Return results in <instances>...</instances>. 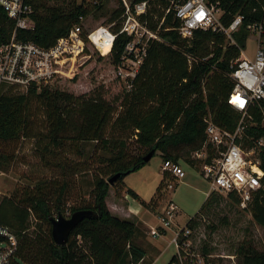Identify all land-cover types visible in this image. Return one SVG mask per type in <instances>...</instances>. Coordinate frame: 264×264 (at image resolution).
<instances>
[{
	"label": "trees",
	"instance_id": "obj_1",
	"mask_svg": "<svg viewBox=\"0 0 264 264\" xmlns=\"http://www.w3.org/2000/svg\"><path fill=\"white\" fill-rule=\"evenodd\" d=\"M145 1V0H138ZM220 2L226 12L224 24L229 25L240 15L244 25L264 21V0H212ZM35 7L36 29L23 33L25 41L49 48L65 37L80 19L90 16L106 19L114 33L121 29L123 6L116 0L118 8L109 9V0H31ZM157 4V3H156ZM157 7L147 16L152 31H159ZM170 16L161 28L163 42L153 41L148 47L147 57L131 90H125L114 102L103 97L101 89L91 96H76L60 90V83L27 91L10 88L0 91V144L19 143L22 140L41 138V153H49L61 160L54 166L50 160L46 165L62 169L61 181L42 182L35 189H26L19 197L0 201V225L9 229L18 240V249L9 264H152L147 262L149 253L158 252L148 241L147 232L140 224L122 219L111 213L107 197L111 189L109 179L116 174L135 173L146 167L145 157L153 150L163 161L180 163L184 154L200 150L206 140L204 117L211 115L213 121L228 132H235L240 115L227 103L234 84L229 78L230 60L240 52L230 49L224 53L225 37L212 31H196L191 46L181 39L176 30L179 22ZM175 26H172V25ZM245 27L236 36L244 45ZM128 39L118 36L109 60L114 73L117 69ZM186 53L208 61L194 63L190 70ZM86 63L93 57L89 55ZM214 57L211 58V55ZM99 55V59L104 58ZM85 63V64H86ZM83 65L70 77L77 78ZM121 84V83H120ZM122 85V84H121ZM55 86V85H54ZM251 114L258 123L248 134L255 139L264 138L260 107ZM42 116L44 130L37 133L35 118ZM0 151V170L7 171L15 156ZM89 153V154H88ZM68 154L78 155L92 161L90 189L79 195L80 200L72 207L68 205L72 176L80 166L70 162ZM187 156V155H185ZM153 157V158H154ZM264 169V150L261 153ZM185 161L197 167L190 157ZM96 165V167H95ZM72 168L70 169L69 167ZM85 171L87 170L86 167ZM93 170V171H92ZM123 176L114 188L125 189ZM167 180L164 177L151 205L157 207ZM129 195L137 194L128 189ZM239 205L233 195L228 197ZM218 205L214 194L205 202L195 218L203 216ZM78 211H91L92 217L82 221L72 232L66 246H58L52 237V219L69 218ZM251 213L254 221L264 229V188L253 197L244 210ZM36 224L33 226L31 218ZM195 218L187 226H200ZM213 232L217 226L210 224ZM33 229V231H31ZM208 251V245L204 246ZM239 264H264V251L257 250L252 242L245 241L237 249ZM176 260V254L169 264Z\"/></svg>",
	"mask_w": 264,
	"mask_h": 264
},
{
	"label": "built area",
	"instance_id": "obj_2",
	"mask_svg": "<svg viewBox=\"0 0 264 264\" xmlns=\"http://www.w3.org/2000/svg\"><path fill=\"white\" fill-rule=\"evenodd\" d=\"M121 3L123 15L118 34L113 31L116 23L98 26L91 31L85 28V19L81 18L80 24L67 36L58 39L53 46L43 48L22 37L23 33L36 29V11L31 0H0V91L10 88L27 91L32 86H54L63 76H72L78 71L80 59L88 56L89 50L109 56L120 35H124L128 41L115 70V77L127 90H131L147 57L150 43L163 42L160 28L170 16L179 25L166 30H176L189 46L196 31L222 34L225 37L223 55L230 49L240 52L238 57L230 60L228 76L234 87L227 99L228 105L240 115V120L232 133L219 127L211 115L205 116L206 140L200 150L193 152L192 160L199 167L201 176L210 184L211 195H233L245 210L256 193L264 188L261 159L264 138L255 139L248 134L250 128L258 126L251 114L253 108L260 107L264 113V21L245 26L244 17L238 15L229 25H225L223 18L226 12L220 8V2L212 0H121ZM153 7H157L163 14L161 20L159 16L155 17L156 21L159 20L158 32L148 26L147 16ZM244 27L247 37L244 45H241L236 36ZM250 39L256 41L253 58L244 51ZM186 57L190 70L194 63L208 61L210 58H196L190 53H186ZM237 98L243 100L242 106L236 102ZM162 171L167 176L168 192L174 191L176 184L186 177L181 163L163 161ZM178 214L179 207L170 201L160 217V227L150 229L151 236L159 237L160 229L168 231L177 226L178 230L172 240L176 246V260L173 264H223V259L235 263V255L216 257L209 247L207 252L202 247L200 253L193 248L191 239L199 226L193 229L187 225L179 228L176 224ZM68 217L71 215L68 214ZM17 249V237L0 225V264H9Z\"/></svg>",
	"mask_w": 264,
	"mask_h": 264
},
{
	"label": "rangeland",
	"instance_id": "obj_3",
	"mask_svg": "<svg viewBox=\"0 0 264 264\" xmlns=\"http://www.w3.org/2000/svg\"><path fill=\"white\" fill-rule=\"evenodd\" d=\"M82 1L78 0V3ZM108 7L112 10L116 9L118 8V3L116 0H109ZM105 21L106 19L104 18L99 19L90 16L85 19L84 24L86 29L92 31L98 26H107L104 24ZM244 51L246 55L253 58L256 51V41L250 39L245 45ZM88 52L93 58L87 63L88 56L80 59L78 69L82 65L83 67L80 69L77 78L70 81L71 76H63V80H58L60 83L58 88L76 96H91L99 88L103 97L108 101L114 102L120 99L123 92L127 89L116 79L109 58L103 56L104 58L99 59V55L93 49ZM55 87L56 85L52 88ZM35 119L37 133H40L45 128L43 118L39 116ZM40 142L41 138H33L14 144H0V151L10 152L9 154L15 156L14 161L7 167V171L0 170V201L6 197H12L15 191L21 197L24 195L26 189H35L42 182L61 181L64 179L62 169L46 165V161L50 160L55 166L61 158L59 157L57 160V158L49 153H41L38 146ZM186 153L182 159L183 162L180 163L186 173L185 181L188 184L176 185L175 190L170 191L171 196L174 194V202L180 211L179 217L176 219V224H178L179 228L186 225L201 210L206 202V196L202 191L209 190L210 188L209 183L206 181L202 185L199 184L201 183L199 180L202 179L199 167L194 168L185 161L188 157L192 159L193 152L190 154ZM68 155L70 162H74L75 165L80 166L79 171L75 173L76 175L72 176L70 173L72 183L70 188L71 195L68 196V205L72 207L80 200L79 195L82 189L83 193H86L90 189L91 186L87 182L92 180V173L87 171H90L94 165L92 161H87L88 158L82 159L75 154ZM149 163L147 167H144L138 175L130 180L131 184H134L139 191L143 190V193L145 189L147 190L153 186V182L156 181L163 167V160L158 155ZM83 167H86L87 170L85 171ZM69 168L71 169L72 166ZM215 197L218 205L212 207L209 212L196 219L200 222V226L191 239L193 248L200 253L199 250L208 245L216 257L236 256L235 263L231 260L223 259V264H239L240 257L237 254V249L245 241L252 242L257 250L264 251V229L254 221L251 213L244 211L240 205L233 203L228 197L219 194H216ZM30 220L34 226L36 224L34 218L32 217ZM210 224L217 226V230L212 232L208 228ZM177 230V226L173 227L169 229L165 236L157 238L147 234V240L149 241L150 239L160 249V252L155 254L149 253L148 259L152 264H169L176 254V246L172 240Z\"/></svg>",
	"mask_w": 264,
	"mask_h": 264
},
{
	"label": "crops",
	"instance_id": "obj_4",
	"mask_svg": "<svg viewBox=\"0 0 264 264\" xmlns=\"http://www.w3.org/2000/svg\"><path fill=\"white\" fill-rule=\"evenodd\" d=\"M141 170L125 177L124 179L125 189L124 190H122L121 188L116 189L114 188V186L111 187L109 191V195L107 197V206L113 215L118 216L122 219L131 220L137 224H140L142 229H144L147 232V234H150L151 228L160 227V217L164 209L166 208L167 204L170 201L174 202V199H173L174 194L171 196L170 192H168L165 187V189L162 190L161 192V199L158 201L157 207L152 206L150 203L153 199L156 198L159 185L161 184L164 177L167 180V176L163 173L162 168H161V172L158 175L156 181L153 182V186L149 187L147 190L145 189V192L143 193L142 192L143 190L139 191V189L134 184H131V181H130L134 176L138 175L141 172ZM201 178L202 179L199 180V182L201 183L198 182L200 185H202L206 181L202 176ZM185 179L186 177L182 181L178 182L176 185H187L188 183L185 181ZM208 185L210 186V184ZM128 189L134 191L137 194V197H133L129 195L126 192ZM202 193L206 196V201H207L211 197V193H212L211 186L209 190L202 191ZM179 214H180V211H179ZM179 214H178V217H179ZM195 216L192 217L191 219L195 218ZM159 231L161 233V236L159 237H162V236H165L169 230L163 231L162 229H160ZM148 242L156 250H158V252H160V249L154 243H152L150 239ZM146 261L150 262L148 257L146 258Z\"/></svg>",
	"mask_w": 264,
	"mask_h": 264
},
{
	"label": "water",
	"instance_id": "obj_5",
	"mask_svg": "<svg viewBox=\"0 0 264 264\" xmlns=\"http://www.w3.org/2000/svg\"><path fill=\"white\" fill-rule=\"evenodd\" d=\"M156 151L153 150L145 157V162L149 163ZM130 175V172L125 174H116L109 179V184L114 186L118 180H120L123 176ZM91 211H78L75 212L70 218H65L63 216H59L58 218L52 219V237L56 245L58 246H66L69 243L72 232L78 227V225L84 221L85 219L92 217Z\"/></svg>",
	"mask_w": 264,
	"mask_h": 264
},
{
	"label": "snow or ice",
	"instance_id": "obj_6",
	"mask_svg": "<svg viewBox=\"0 0 264 264\" xmlns=\"http://www.w3.org/2000/svg\"><path fill=\"white\" fill-rule=\"evenodd\" d=\"M236 102H238L241 106L243 105V100H241V99H239V98H237V101Z\"/></svg>",
	"mask_w": 264,
	"mask_h": 264
},
{
	"label": "bare ground",
	"instance_id": "obj_7",
	"mask_svg": "<svg viewBox=\"0 0 264 264\" xmlns=\"http://www.w3.org/2000/svg\"><path fill=\"white\" fill-rule=\"evenodd\" d=\"M107 52H108V50L105 51V53H107Z\"/></svg>",
	"mask_w": 264,
	"mask_h": 264
}]
</instances>
